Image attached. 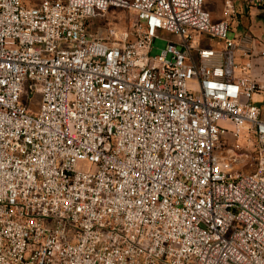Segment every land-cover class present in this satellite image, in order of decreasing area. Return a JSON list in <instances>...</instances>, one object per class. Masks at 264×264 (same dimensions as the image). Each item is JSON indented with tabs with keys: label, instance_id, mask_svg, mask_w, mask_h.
Masks as SVG:
<instances>
[{
	"label": "built area",
	"instance_id": "obj_1",
	"mask_svg": "<svg viewBox=\"0 0 264 264\" xmlns=\"http://www.w3.org/2000/svg\"><path fill=\"white\" fill-rule=\"evenodd\" d=\"M206 1L0 0V264H264V55Z\"/></svg>",
	"mask_w": 264,
	"mask_h": 264
},
{
	"label": "crops",
	"instance_id": "obj_2",
	"mask_svg": "<svg viewBox=\"0 0 264 264\" xmlns=\"http://www.w3.org/2000/svg\"><path fill=\"white\" fill-rule=\"evenodd\" d=\"M206 8L214 21H227L229 23L233 36H243L250 27L251 30L253 27H264V5H253L244 0H229L228 3L223 0H207ZM239 29L240 32H237ZM166 36L170 37L169 35ZM255 42L260 43L257 39ZM211 45L217 47L215 42H212ZM261 46H263L261 43L256 46L257 51L261 49ZM246 61V57L238 59L241 64ZM253 63L257 70L264 67L263 58H254ZM241 75L243 73L240 69L234 71V76Z\"/></svg>",
	"mask_w": 264,
	"mask_h": 264
},
{
	"label": "rangeland",
	"instance_id": "obj_3",
	"mask_svg": "<svg viewBox=\"0 0 264 264\" xmlns=\"http://www.w3.org/2000/svg\"><path fill=\"white\" fill-rule=\"evenodd\" d=\"M25 3L33 5L35 3L40 2L41 0H24ZM135 13L133 11H124V10H117L113 13H108L106 18H105V22H112L113 24L119 26L117 27L120 30H126V29H130L131 27L130 24L131 22H133V15ZM102 19L101 18H96L94 19L92 25V32L96 35L99 36H103L104 34H106V27H102V23H101ZM101 25V26H100ZM237 32H240V29L237 30ZM236 34V32H235ZM243 35H249L251 37H253L254 39H257L258 41H260V43L263 45L261 46V49H259L258 51H256L257 53H260V55H264V27H253V29L251 30V27L248 28V31H245V33ZM167 43V40L165 38H159L156 39L154 42V47H153V51H152V55H159L162 50L164 49L165 45ZM259 43V45H260ZM38 96H34L32 98V100H28L27 96L25 94H23L22 100L25 102V104L28 107H31L33 109H35L34 104L32 105L31 102H39L38 101ZM260 99V98H258ZM259 106L262 107L264 109V101H262L261 103H259ZM233 139L230 137L229 143H228V147L230 146L231 148H233ZM243 149L247 150L249 149V144L248 143H243ZM234 150V149H233ZM229 151L227 152V157L230 159H235L237 160V164H239V166H241L243 163L248 162V159L246 156H242V151ZM245 170H250V166L245 167Z\"/></svg>",
	"mask_w": 264,
	"mask_h": 264
}]
</instances>
